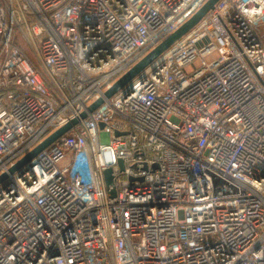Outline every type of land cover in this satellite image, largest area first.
Listing matches in <instances>:
<instances>
[{
    "label": "built area",
    "instance_id": "2783aa9c",
    "mask_svg": "<svg viewBox=\"0 0 264 264\" xmlns=\"http://www.w3.org/2000/svg\"><path fill=\"white\" fill-rule=\"evenodd\" d=\"M207 1L0 0V264H264V0L105 97Z\"/></svg>",
    "mask_w": 264,
    "mask_h": 264
},
{
    "label": "water",
    "instance_id": "95a60500",
    "mask_svg": "<svg viewBox=\"0 0 264 264\" xmlns=\"http://www.w3.org/2000/svg\"><path fill=\"white\" fill-rule=\"evenodd\" d=\"M219 0H208L206 4L183 26H181L176 32H174L171 36H169L166 40H164L161 44H159L155 49H153L149 54H147L142 60H140L134 67H132L122 78H120L111 89H109L105 93V97L110 99L120 90H122L125 86L130 84V82L138 76L146 67H148L152 62L158 59L164 52H166L171 46H173L177 41H179L183 36L188 34L196 25L212 10H214L216 4ZM104 100L99 99L94 102L89 108L87 112L81 114V118L85 119L88 116V113L94 112L98 109ZM79 122L78 119H73L65 126L54 132L51 136H49L44 142H42L39 146H37L32 152L27 154L24 158H22L15 166H13L9 173L13 174L19 169H21L24 165L28 164L34 157L39 155L42 151L47 149L53 142L57 139L68 133L72 128L77 125ZM104 125L101 124V128ZM119 135V133H116ZM121 169H123L122 161H120ZM112 170L108 169L105 172L106 176V184L107 187L113 185V178L111 176ZM8 178V174H3L0 176V184ZM110 197H115V190L109 191Z\"/></svg>",
    "mask_w": 264,
    "mask_h": 264
},
{
    "label": "bare ground",
    "instance_id": "6f19581e",
    "mask_svg": "<svg viewBox=\"0 0 264 264\" xmlns=\"http://www.w3.org/2000/svg\"><path fill=\"white\" fill-rule=\"evenodd\" d=\"M76 169H83V164L80 162L77 166Z\"/></svg>",
    "mask_w": 264,
    "mask_h": 264
},
{
    "label": "rangeland",
    "instance_id": "374dc122",
    "mask_svg": "<svg viewBox=\"0 0 264 264\" xmlns=\"http://www.w3.org/2000/svg\"><path fill=\"white\" fill-rule=\"evenodd\" d=\"M106 157H107V159H109V156H108V154H107V156H106Z\"/></svg>",
    "mask_w": 264,
    "mask_h": 264
}]
</instances>
